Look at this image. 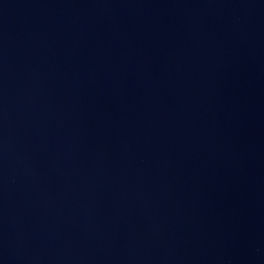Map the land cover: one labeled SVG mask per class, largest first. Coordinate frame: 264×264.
I'll use <instances>...</instances> for the list:
<instances>
[{
	"label": "water",
	"instance_id": "obj_1",
	"mask_svg": "<svg viewBox=\"0 0 264 264\" xmlns=\"http://www.w3.org/2000/svg\"><path fill=\"white\" fill-rule=\"evenodd\" d=\"M0 264H264V0H0Z\"/></svg>",
	"mask_w": 264,
	"mask_h": 264
}]
</instances>
